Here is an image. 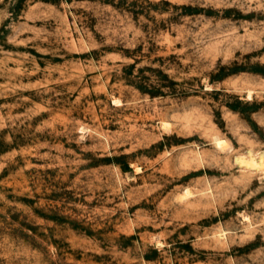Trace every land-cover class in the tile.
Segmentation results:
<instances>
[{"label": "rangeland", "instance_id": "1", "mask_svg": "<svg viewBox=\"0 0 264 264\" xmlns=\"http://www.w3.org/2000/svg\"><path fill=\"white\" fill-rule=\"evenodd\" d=\"M249 150L264 0H0V264H264Z\"/></svg>", "mask_w": 264, "mask_h": 264}, {"label": "bare ground", "instance_id": "2", "mask_svg": "<svg viewBox=\"0 0 264 264\" xmlns=\"http://www.w3.org/2000/svg\"><path fill=\"white\" fill-rule=\"evenodd\" d=\"M250 93V92H249ZM220 141V140H219ZM222 141V140H221ZM219 142V144H222V142ZM226 144V143H225ZM224 144V145H225ZM223 145V144H222ZM224 148V147H223ZM250 151V150H249ZM248 153V152H247ZM237 163L239 162L241 165L247 167V168H253V169H259L264 171V151L259 152L258 154H254L253 151H250L248 155L241 156L236 159ZM239 164V165H240ZM244 168V167H243ZM258 171V170H257ZM261 172V171H260ZM192 193L190 190L187 191L185 194ZM186 196V195H185ZM182 196V197H185ZM190 197V196H189Z\"/></svg>", "mask_w": 264, "mask_h": 264}]
</instances>
